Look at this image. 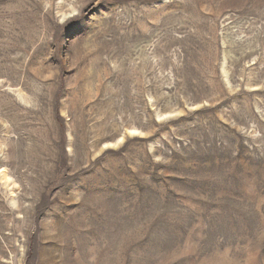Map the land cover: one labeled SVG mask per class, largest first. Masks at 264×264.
<instances>
[{
	"label": "rangeland",
	"instance_id": "obj_1",
	"mask_svg": "<svg viewBox=\"0 0 264 264\" xmlns=\"http://www.w3.org/2000/svg\"><path fill=\"white\" fill-rule=\"evenodd\" d=\"M0 264H264V0H0Z\"/></svg>",
	"mask_w": 264,
	"mask_h": 264
}]
</instances>
